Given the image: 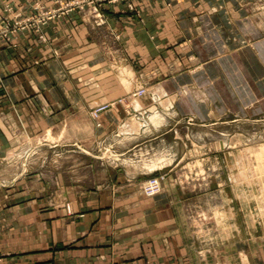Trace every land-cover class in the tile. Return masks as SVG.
<instances>
[{
    "label": "crops",
    "instance_id": "0c3cea01",
    "mask_svg": "<svg viewBox=\"0 0 264 264\" xmlns=\"http://www.w3.org/2000/svg\"><path fill=\"white\" fill-rule=\"evenodd\" d=\"M253 1L133 0L135 10L119 2L105 7L102 27L74 12L45 25V41L30 32L17 46L0 40L5 119L24 135L53 136V148L70 156L34 183L24 173L1 189L10 195L0 194V264H207L190 254L174 168L141 173L117 163L99 174L95 156L97 147L120 157L155 141L167 146L174 128L162 126L170 120L209 124L264 113V11L255 15ZM34 2L50 3L0 0V12ZM121 67L144 77L147 94L117 102L97 127L95 105L138 88L115 78ZM157 117L166 123L151 135L158 126L148 120ZM9 140L0 128L1 151L14 146ZM161 172L168 173L163 192L144 196L141 182ZM65 202L72 217L63 215Z\"/></svg>",
    "mask_w": 264,
    "mask_h": 264
},
{
    "label": "rangeland",
    "instance_id": "374dc122",
    "mask_svg": "<svg viewBox=\"0 0 264 264\" xmlns=\"http://www.w3.org/2000/svg\"><path fill=\"white\" fill-rule=\"evenodd\" d=\"M49 1V4L34 2L30 8L20 9H15L13 4H6L3 12H0V40L7 45L17 46L19 35L30 32L45 41L43 27L74 12L80 13L86 21V15L76 10L47 20L40 26L43 14L69 0ZM107 5L111 4H106L105 7ZM252 5L256 8L252 11L255 15L264 11V0L253 1ZM104 11L105 8L102 9V22L94 17L87 22L95 27H102L106 24ZM96 20L100 23L95 22ZM26 23L29 27L23 28ZM122 70L121 67L115 71V78L127 87L137 81L138 88L116 101L100 103L110 104L111 107L97 118L92 114L99 104L95 105L90 112L97 127L101 126V115L112 109L117 102L125 105L130 102V98L147 94V84L141 80L144 77L123 74ZM4 86L0 77V103L8 96ZM141 89H146V93L139 94ZM4 116V111L0 109V128L5 135H9V143L13 141L14 146L8 151L0 150V191L7 182L24 173L30 177L26 180L34 183L43 178V170L52 172L59 166L61 159L70 158L67 155L61 157V152H64L57 147L53 148L59 144L53 136L34 132L24 135L13 128ZM160 117L151 122L148 120V125L153 123L158 126V129L152 130L151 135L159 133L162 127L174 128L173 135L165 141L167 146L160 145L161 141H155L147 148L132 147L134 149L128 155L120 157L115 154L114 149L126 148L132 141L126 145L121 143L116 147L111 146V150L114 148L113 153L107 148L100 149L96 146L97 173L100 174L105 165L113 166L117 163L137 164L141 173H152L171 166L174 168L172 181L180 186L187 201L184 225L189 232V243L193 246L190 254L194 259L207 264H264V113L253 117H226L209 124H188L176 120L166 123ZM134 125L129 124L130 130L133 131ZM161 125L165 126L159 128ZM151 173L141 182L142 194L149 198L160 195L164 186L159 194L148 196L144 192L146 181L156 177L164 183L168 178L167 172ZM0 194L5 197L10 192ZM62 208L64 216L74 215L69 202H65ZM3 254L5 253L0 252V258Z\"/></svg>",
    "mask_w": 264,
    "mask_h": 264
},
{
    "label": "built area",
    "instance_id": "2783aa9c",
    "mask_svg": "<svg viewBox=\"0 0 264 264\" xmlns=\"http://www.w3.org/2000/svg\"><path fill=\"white\" fill-rule=\"evenodd\" d=\"M118 2H126L127 6L131 10H135L136 6L133 0H69L67 2L61 3L57 8L52 9L51 11L43 14L41 17L39 25H43L47 20L54 19L56 17H61L62 15L69 14L72 11L80 10L83 14L86 15V20L90 21L93 17L97 20L103 21L102 9L105 8L106 4H114ZM97 23H100L98 21ZM29 27V24L26 23L23 28ZM146 93V89H141L139 94L143 95ZM111 107L110 104H99L95 110L92 112L93 116L97 118L102 112L106 111ZM163 189V183L160 178H151L144 184V192L148 196H154L159 194Z\"/></svg>",
    "mask_w": 264,
    "mask_h": 264
},
{
    "label": "bare ground",
    "instance_id": "6f19581e",
    "mask_svg": "<svg viewBox=\"0 0 264 264\" xmlns=\"http://www.w3.org/2000/svg\"><path fill=\"white\" fill-rule=\"evenodd\" d=\"M123 72H124L125 74H132V73H131V70H129V69H125V70H123ZM123 77H126V76H123ZM125 79H126V78H125ZM125 79H124L125 83H126L127 85H129V83H128ZM127 79H128V78H127ZM130 83H131V82H130ZM131 86H132V85L130 84L128 87L131 88ZM127 89H129V88H127ZM127 125H128V124H127ZM252 165H253V164H252ZM252 165H251V166H252Z\"/></svg>",
    "mask_w": 264,
    "mask_h": 264
}]
</instances>
